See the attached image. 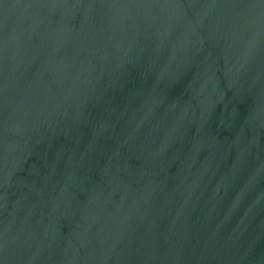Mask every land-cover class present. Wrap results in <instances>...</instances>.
<instances>
[{
    "label": "water",
    "instance_id": "1",
    "mask_svg": "<svg viewBox=\"0 0 264 264\" xmlns=\"http://www.w3.org/2000/svg\"><path fill=\"white\" fill-rule=\"evenodd\" d=\"M0 264H264V0H0Z\"/></svg>",
    "mask_w": 264,
    "mask_h": 264
}]
</instances>
